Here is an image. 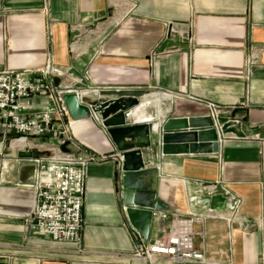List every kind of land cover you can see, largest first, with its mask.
Wrapping results in <instances>:
<instances>
[{
	"label": "crops",
	"instance_id": "crops-1",
	"mask_svg": "<svg viewBox=\"0 0 264 264\" xmlns=\"http://www.w3.org/2000/svg\"><path fill=\"white\" fill-rule=\"evenodd\" d=\"M176 28L183 38L171 35ZM168 50L174 52L151 61ZM49 58L80 75L89 71L98 86L127 89L140 101L130 125L209 116L213 105L219 125L238 121L233 127L244 139L225 136L218 154L159 155L154 181L169 212L153 214L147 240L123 214L115 162L90 165L81 253L25 231L34 167L13 152L19 161H3L0 169V264H174L132 253L139 242L159 238L175 216L190 214L201 219L193 243L205 264H264V0H0V72L39 70ZM152 96L161 104H143ZM73 126L92 153L119 154L91 117ZM215 182L237 201L232 226L227 207L209 217L204 204L189 201L199 188L198 199L207 197L205 186Z\"/></svg>",
	"mask_w": 264,
	"mask_h": 264
},
{
	"label": "built area",
	"instance_id": "built-area-1",
	"mask_svg": "<svg viewBox=\"0 0 264 264\" xmlns=\"http://www.w3.org/2000/svg\"><path fill=\"white\" fill-rule=\"evenodd\" d=\"M174 35L183 38L184 32L172 29ZM189 42L192 39L186 36ZM79 36L71 44L76 48ZM164 53L154 52V62ZM70 68L55 65L51 58L39 70L0 72V140L8 151L25 155L23 160L34 170L28 188L34 191L31 214L24 219L27 233L34 234L57 245H69L82 252L83 205L87 169L90 165L114 160L120 166L123 158L97 155L76 140L74 122L64 102L65 95H76L78 103L90 110V117L107 134L103 120L92 111V105L83 96H95L105 102L129 98L127 89L98 86L93 83L89 71L82 79L75 77ZM211 116L217 117L220 109L209 105ZM232 123V122H230ZM238 124V123H232ZM19 161L18 158L14 159ZM204 188V187H203ZM209 197H232L231 191L222 183L215 182L204 188ZM215 211L208 210L207 216ZM237 216V209L230 218ZM230 218H226L229 221ZM201 222L200 216L174 217L152 243L139 242L132 253L133 258L151 262L165 259L174 264H205L203 253L194 246L198 235L193 227Z\"/></svg>",
	"mask_w": 264,
	"mask_h": 264
},
{
	"label": "water",
	"instance_id": "water-1",
	"mask_svg": "<svg viewBox=\"0 0 264 264\" xmlns=\"http://www.w3.org/2000/svg\"><path fill=\"white\" fill-rule=\"evenodd\" d=\"M71 73L82 79L78 72L71 70ZM64 102L73 122L90 118V110L79 105L76 95H65ZM93 105L92 111L104 121L109 139L123 158L119 170L123 214L131 228L144 240L148 239L153 214L169 212V208L159 200L154 181L159 155L217 154L221 140H226L225 136L231 134L237 140L244 139V135L233 127L234 124L219 125L210 116L169 118L162 123L130 125L127 123L128 116L140 106L137 98L105 103L98 101ZM111 122L117 123L112 125ZM205 148L210 151H204ZM197 194H203L202 188L194 191L193 195L189 193V201L204 204L205 214L208 210L217 211L220 206L227 207L230 212L237 207V201L232 197L207 196L198 199Z\"/></svg>",
	"mask_w": 264,
	"mask_h": 264
},
{
	"label": "rangeland",
	"instance_id": "rangeland-1",
	"mask_svg": "<svg viewBox=\"0 0 264 264\" xmlns=\"http://www.w3.org/2000/svg\"><path fill=\"white\" fill-rule=\"evenodd\" d=\"M171 35L172 36H174V33L171 31ZM176 35V34H175ZM168 51H173V50H168ZM93 97H95V96H93ZM220 112V111H219ZM97 114V113H96ZM210 117H212L211 116V114L209 115ZM213 118V117H212ZM213 119H215V120H217V118L216 117H214ZM218 121V120H217ZM230 122H235V123H238V121H230ZM219 123V122H218ZM0 143H1V140H0ZM6 145H1L0 144V169L1 170H3V169H5L6 167H5V165H3V161H8V160H13V159H15L16 158V156L14 155L13 156V151H8L6 148ZM220 147V146H219ZM220 149V148H219ZM218 153H219V151H218ZM217 153V154H218ZM108 156H114V155H108ZM109 161H114V160H112V159H110V160H107V161H105V162H102V163H106V162H109ZM115 162V164H116V167H115V169L119 172V164H118V162H116V161H114ZM102 163H98V164H102ZM236 219H237V216H235V217H233V218H230L229 219V221H228V223L230 224V226H232V225H234L235 223H236Z\"/></svg>",
	"mask_w": 264,
	"mask_h": 264
},
{
	"label": "bare ground",
	"instance_id": "bare-ground-1",
	"mask_svg": "<svg viewBox=\"0 0 264 264\" xmlns=\"http://www.w3.org/2000/svg\"><path fill=\"white\" fill-rule=\"evenodd\" d=\"M82 100L84 102H87V103L91 104L92 105V108L94 107L93 103L98 102V101H103L102 99H99V98L97 99V97H93L91 95L90 96H83L82 97ZM143 104L160 105L161 104V100H160V98H155V97L152 96V97H149V98L145 99L143 101ZM97 117L101 118L99 116V114H97Z\"/></svg>",
	"mask_w": 264,
	"mask_h": 264
}]
</instances>
